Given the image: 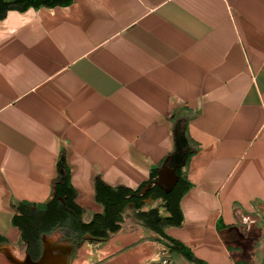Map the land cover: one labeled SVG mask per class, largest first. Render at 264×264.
I'll list each match as a JSON object with an SVG mask.
<instances>
[{"label": "crops", "instance_id": "0c3cea01", "mask_svg": "<svg viewBox=\"0 0 264 264\" xmlns=\"http://www.w3.org/2000/svg\"><path fill=\"white\" fill-rule=\"evenodd\" d=\"M59 161L83 223L103 213L96 180L135 190L168 167L190 187L164 234L203 264H264V0H71L0 18V264H197L132 205L107 238L74 244L38 215L21 233L15 207L49 199ZM155 208L170 216L161 199L141 211Z\"/></svg>", "mask_w": 264, "mask_h": 264}, {"label": "trees", "instance_id": "16d2710c", "mask_svg": "<svg viewBox=\"0 0 264 264\" xmlns=\"http://www.w3.org/2000/svg\"><path fill=\"white\" fill-rule=\"evenodd\" d=\"M70 2L71 0H0V18L10 9L23 11L31 7L67 5ZM188 157L185 156L184 160L186 161ZM57 167V182L52 185V194L45 203L33 205V210H29L26 204H19L15 207L16 213H22L31 217V219L27 218L24 221V227L21 223L17 224L19 221H17L15 213L13 223L19 227L21 233L26 232V228H37L39 222H37L35 217L38 215L42 220V232L50 233L57 228H66L70 233L68 239L74 244L79 243L85 234H89L92 237L107 238L109 233H115L119 230L120 223L123 220L122 214L128 205H132L135 210L134 218L138 219L144 228L166 239L172 244L171 249L176 253L192 262L203 264L193 257L189 249L167 237L163 232L166 226H179L182 222L179 201L182 195L189 189L190 184L182 180L178 171L175 170L179 180L169 193L163 192V190L154 185L145 194H141L142 188L156 179L158 167L153 168L150 173V179L135 190L123 187H106L96 180L95 200L103 206V213L99 215L95 214L90 222L83 223L80 220L82 211L74 203L75 192L69 184L67 170H65L64 174L60 161ZM59 198L63 199V203ZM148 198L151 200L161 199L165 211L170 216L162 217L157 208L146 212L141 211L143 201ZM236 264L247 263L237 262Z\"/></svg>", "mask_w": 264, "mask_h": 264}, {"label": "water", "instance_id": "95a60500", "mask_svg": "<svg viewBox=\"0 0 264 264\" xmlns=\"http://www.w3.org/2000/svg\"><path fill=\"white\" fill-rule=\"evenodd\" d=\"M178 181V176L175 172L174 169L164 167L158 174V178L152 182H150L148 185H146L144 188L141 190V194H145V192L152 186V185H157L160 187L163 192L169 193L174 185ZM63 202V200L61 199Z\"/></svg>", "mask_w": 264, "mask_h": 264}, {"label": "rangeland", "instance_id": "374dc122", "mask_svg": "<svg viewBox=\"0 0 264 264\" xmlns=\"http://www.w3.org/2000/svg\"><path fill=\"white\" fill-rule=\"evenodd\" d=\"M126 217L129 218V220L132 219L133 218L132 213L127 214ZM103 246H104L103 244L99 245L93 241H87L82 245V247H84L88 250L89 257L94 256V255L95 256L96 255L101 256V254L98 252L102 249ZM8 249L9 248H7V251L10 252V250H8Z\"/></svg>", "mask_w": 264, "mask_h": 264}, {"label": "built area", "instance_id": "2783aa9c", "mask_svg": "<svg viewBox=\"0 0 264 264\" xmlns=\"http://www.w3.org/2000/svg\"><path fill=\"white\" fill-rule=\"evenodd\" d=\"M162 264H166V262L165 261H162Z\"/></svg>", "mask_w": 264, "mask_h": 264}]
</instances>
